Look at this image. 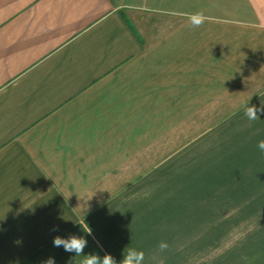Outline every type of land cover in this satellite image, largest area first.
<instances>
[{
    "label": "crops",
    "instance_id": "crops-1",
    "mask_svg": "<svg viewBox=\"0 0 264 264\" xmlns=\"http://www.w3.org/2000/svg\"><path fill=\"white\" fill-rule=\"evenodd\" d=\"M164 1L0 0V264H81L53 246L70 234L118 262L264 264V113L243 110L264 103V0ZM171 112L211 127L185 126L194 150L159 134Z\"/></svg>",
    "mask_w": 264,
    "mask_h": 264
},
{
    "label": "clouds",
    "instance_id": "clouds-1",
    "mask_svg": "<svg viewBox=\"0 0 264 264\" xmlns=\"http://www.w3.org/2000/svg\"><path fill=\"white\" fill-rule=\"evenodd\" d=\"M189 19L192 26L199 27L207 18L201 12L191 15ZM249 100L250 98L243 105L244 114L249 121H256L260 119L258 113H264V103H261L260 106H255L251 105ZM256 148L261 153H264V139L257 140ZM87 233L90 234L91 229L87 231ZM52 243L54 247H62L65 252L72 253V261H74L73 257L83 256L84 259L81 264H145L144 251L136 247H125L122 251V259L118 262L110 253H105L103 256H100L96 252L85 253L84 249L87 247L88 241L84 238V236L70 234L67 237H64L56 235L53 237ZM167 247L168 245L166 242L161 241L159 243L160 251H164ZM44 264H55V259L53 257H49L44 261Z\"/></svg>",
    "mask_w": 264,
    "mask_h": 264
},
{
    "label": "rangeland",
    "instance_id": "rangeland-1",
    "mask_svg": "<svg viewBox=\"0 0 264 264\" xmlns=\"http://www.w3.org/2000/svg\"><path fill=\"white\" fill-rule=\"evenodd\" d=\"M126 1L129 4H136L137 3L138 5H141V2H142V0H126ZM203 1L202 0H184V1H182V0H169L167 3H166V1H164L162 4H160L159 8L160 7H170L172 9L171 11H174L175 9L182 8V5H183V6H185V9L193 10L196 8V4L205 3L207 0H203ZM149 4H150V1H149ZM176 102H178V101L176 100ZM179 111H181V110H179ZM212 116H213V114H208V116H206V121L207 122L211 121ZM164 121L168 124V126H171V128H166L164 130L159 129L158 130L159 134L166 131V134L169 135V139H170L169 141H167V143H173L174 140L176 142H180L179 144L174 145L176 153H178V154H182L184 147L190 146V147H192L193 150L197 147V143L184 144L187 139L185 141H182L183 140V134L186 135L188 132V129H186L187 127L185 128V126H187V125L194 126V128L191 129L192 136L205 135L210 131L209 128H211V127L205 128V129L199 128V125L201 124L200 123L201 118L199 117V115L197 113L194 114V118H193L192 122H190V123H187V121L184 120V114L182 112H171L169 114H160V116L158 114V122H164ZM182 127H184L185 129ZM195 128H199V129H195ZM153 131H155V130H153ZM163 146L166 147V145H163ZM176 162H177V164H176L175 168L182 172V170H181L182 169V161H176ZM144 164H147V162H144ZM160 164H162V162H160ZM179 177H181V176H176L175 180ZM195 179H197V178H195L194 176L190 177L191 181H193ZM147 180H153L154 181L153 186L166 185L168 183L166 176H161L159 178L158 177H147ZM188 180H189V178H188ZM150 226L156 228V225L153 226L152 224H149V223L142 224L143 229H148ZM164 235H165V233H164Z\"/></svg>",
    "mask_w": 264,
    "mask_h": 264
}]
</instances>
